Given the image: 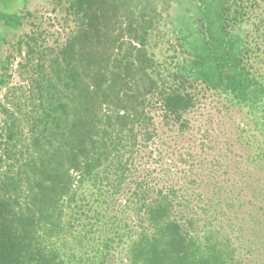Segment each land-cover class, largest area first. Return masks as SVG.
Here are the masks:
<instances>
[{"label":"trees","instance_id":"trees-1","mask_svg":"<svg viewBox=\"0 0 264 264\" xmlns=\"http://www.w3.org/2000/svg\"><path fill=\"white\" fill-rule=\"evenodd\" d=\"M67 3L73 26L63 40L39 42L34 33L17 40L28 83L20 95L6 94L8 103L0 98V264L73 261L76 208L93 218L90 230L99 222L118 230L125 195L134 209L130 264H247L245 252L256 249L244 251L233 234L249 236L245 205L254 202L248 216L264 219V184L254 177L240 172L222 182L212 169L198 175L197 188L157 177L125 190L135 153L153 138L152 102L184 126L201 90L238 108L247 161L264 171V0ZM25 14L0 10V21L17 28ZM10 59L0 91L12 77ZM123 234L109 239L120 244Z\"/></svg>","mask_w":264,"mask_h":264},{"label":"rangeland","instance_id":"rangeland-1","mask_svg":"<svg viewBox=\"0 0 264 264\" xmlns=\"http://www.w3.org/2000/svg\"><path fill=\"white\" fill-rule=\"evenodd\" d=\"M67 2L68 0H13L10 7L4 8L0 5V10L27 13L17 28L7 27L0 21V75L4 73L2 66L9 54L11 59L8 72L12 73L9 84L3 86L0 91L3 102L8 103L6 94L9 97L20 95L24 91L21 88L28 83L25 73L23 75L20 69V63L24 62V59L18 54L17 40L27 33H34L40 38L39 42L45 40L43 42L49 44L63 40L73 26V21L66 14ZM197 97L196 106L184 115V126L180 123L174 125L171 120H166L160 104L152 102L149 108L154 122V127L151 126L153 138L151 141H142L135 153V168L128 175L126 192L133 188L135 180L155 182L158 181L157 177L166 186L175 184L176 187L182 188L186 184L197 188L201 182V177L196 179L198 175L206 179V175L212 169L222 182L235 180L240 172H245L247 176L254 177L257 183L264 184V171L247 161L250 148L241 144L238 139V126H242L238 108L224 103L209 90H201ZM5 116L0 111V131L4 126ZM248 132L252 130L249 129ZM87 193H90V190ZM125 197L126 195L122 197L124 206L119 215L120 219L117 218V222L114 223L118 230L111 229V222L110 227L99 222L90 230V220L93 218L84 216L76 208L82 218L73 224V230L78 237L73 243L78 257L67 264H79L78 262L82 264L84 259L86 261L93 259L97 264H130L125 251L129 247L130 236L133 233L134 209L129 208L128 199L126 203ZM91 205L90 203L87 208ZM97 205L93 202L92 211L86 212L93 215ZM258 205L261 206L259 202ZM255 206L253 202L242 207V216L246 215L247 220L244 226L249 230V236L245 241L239 240L236 229L233 234L234 244L242 243L244 251H248L250 246L256 249L255 254L245 252L247 264H264V219L261 215L256 219L248 216L249 209ZM240 208L236 204L232 212ZM259 211L261 213L263 210ZM192 212L190 210V214ZM231 215L234 217L233 213ZM116 231L126 234L119 236L122 238L120 244L114 245L116 241L112 242L109 238L113 236L116 239L118 237ZM86 232L88 236H84ZM106 243L113 244L114 247L105 246ZM104 253H109V257Z\"/></svg>","mask_w":264,"mask_h":264}]
</instances>
